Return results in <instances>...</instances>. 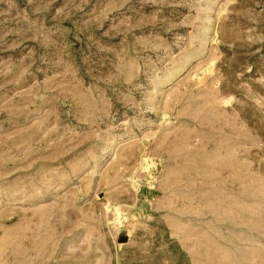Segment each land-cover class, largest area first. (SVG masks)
<instances>
[{
  "label": "rangeland",
  "instance_id": "374dc122",
  "mask_svg": "<svg viewBox=\"0 0 264 264\" xmlns=\"http://www.w3.org/2000/svg\"><path fill=\"white\" fill-rule=\"evenodd\" d=\"M0 264H264V0H0Z\"/></svg>",
  "mask_w": 264,
  "mask_h": 264
}]
</instances>
